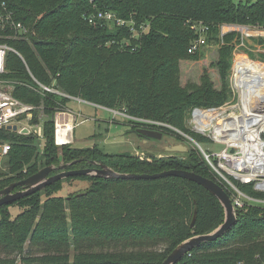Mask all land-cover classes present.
Here are the masks:
<instances>
[{"label": "trees", "instance_id": "trees-1", "mask_svg": "<svg viewBox=\"0 0 264 264\" xmlns=\"http://www.w3.org/2000/svg\"><path fill=\"white\" fill-rule=\"evenodd\" d=\"M3 3L29 33L27 40H7L24 62L9 52L2 79L13 85L14 98L33 107L30 124H41L44 143L41 147L43 139L33 132L0 129V143L10 145L2 159L0 191L46 166L80 160L67 170L91 168V161L121 174L183 170L214 181L231 197L230 188L220 182L196 147L183 159L164 160L107 154L98 146H59L55 117L75 98L135 119L165 123L198 143L207 140L187 127L189 114L232 99L230 73L241 41L232 28H264V0H0ZM98 11L148 28L138 38L126 26L89 25L86 16ZM200 25L209 27L207 44L190 54L197 38L192 27ZM210 46L216 47L217 58L210 67L218 75L219 87L207 68L198 73V82L182 84L183 63L201 62ZM32 77L63 95L44 90ZM126 120L134 124L132 129L147 126ZM160 131L178 142L186 140L173 130ZM74 181L90 185L62 196L65 185ZM236 185L245 194L264 199L253 184ZM13 206L20 210L16 217L10 211ZM237 216L230 231L200 244L178 264H264V207L245 206L237 209ZM224 218L218 200L185 179L69 177L0 207V264H163L179 244L214 232Z\"/></svg>", "mask_w": 264, "mask_h": 264}, {"label": "built area", "instance_id": "built-area-1", "mask_svg": "<svg viewBox=\"0 0 264 264\" xmlns=\"http://www.w3.org/2000/svg\"><path fill=\"white\" fill-rule=\"evenodd\" d=\"M87 23L93 26L103 27H129L130 31L136 36L140 37L144 34L148 26L141 24L139 28L136 27L132 21H126L118 18L111 12L98 11L96 13L86 16ZM197 34V38L191 43L188 52L195 54L201 48L206 46V35L209 32V27L200 25L199 27L193 26ZM232 30H236L241 35V41L236 45L234 50V57L232 61L231 73H230V86L232 89V99L224 105L217 108L209 109H193L189 114V118L193 123L194 132L202 134L207 139H211L217 144L224 145L218 153H209L200 146L198 142L192 139L189 135L175 129L165 123L135 119L124 112L111 111L117 117H123L146 124V128H154L160 130V128H167L175 131L183 136L187 141L193 142L197 149L202 154L206 163L210 166L213 173L217 176L220 182L224 183L231 191L232 204L237 209H242L245 206H262L264 207V199H258L249 196L242 192L236 182L240 184H253V189L257 192L264 193V121L261 124H250L242 113L241 109L244 107L241 97V91L238 87L236 59L239 57L237 52L247 49L251 52L255 51L250 49L247 41L251 39L264 40V28L260 27H235ZM29 33V29L22 22L15 19L14 13L9 10L3 3L0 5V129L7 128L8 126L16 125L18 132L28 130L29 133L33 132L39 138H43L42 126L31 125L32 110L33 107L25 105L18 101L12 95L13 85L2 79L6 74V59L9 52L15 53L21 60L24 59L20 53L12 48L7 42L10 39H26ZM246 38V39H245ZM248 39V40H247ZM259 45L261 44L258 42ZM260 47V46H259ZM243 56L245 62L251 64L264 65L257 59ZM241 57V56H240ZM34 82L48 92L63 95L60 91L54 88H49L41 85L34 77ZM69 97V96H66ZM71 98V97H69ZM75 99V98H71ZM78 100V99H75ZM81 101V100H79ZM105 109V108H104ZM215 113L216 117L209 123V127L205 128L202 125L204 118H208ZM262 116L264 120V109L261 112H257ZM72 115L64 112L56 114L55 117V143L62 146L72 142L68 139L64 144L59 143L58 128L59 125L64 124L68 117ZM200 116V117H199ZM202 117V118H201ZM74 128V124H73ZM73 131V130H72ZM255 131L257 136L253 134ZM64 138H67V134H62ZM10 145L8 143H0V160L8 155ZM143 159V157H141Z\"/></svg>", "mask_w": 264, "mask_h": 264}, {"label": "rangeland", "instance_id": "rangeland-1", "mask_svg": "<svg viewBox=\"0 0 264 264\" xmlns=\"http://www.w3.org/2000/svg\"><path fill=\"white\" fill-rule=\"evenodd\" d=\"M235 3L245 2L246 0H233ZM255 1V0H254ZM246 39V38H245ZM248 40V39H247ZM256 39L247 41L250 49L255 51L251 52L247 49L237 52L238 56L247 59L250 55L254 56L261 62H264V42L259 45ZM261 47V49L259 48ZM217 58L216 47L210 46L205 50V57L199 63H183L181 82L185 84L188 81L198 82L200 74L207 68L211 72V77L214 80L217 87H219L218 75L214 69H211L210 65ZM197 79V80H196ZM69 109L64 113L72 115L74 128L72 133V147L74 148H93L98 146L107 154H131L136 157H148L157 156L158 158L166 155H183V154H171L166 152L167 147H171L170 141L174 137H167L170 140L162 139L158 143H153L155 146L144 144L140 138L134 133H131V129L134 124L128 123L123 117H117L111 111L98 108L92 104L85 103L79 100L71 99L69 103ZM45 118L41 114V121ZM186 125L191 131H194L193 123L190 118L187 119ZM41 140L43 138H40ZM173 144H177V140L172 141ZM44 139L41 141V147L43 146ZM185 146L190 150L196 145L191 141H183ZM203 150L209 153H218L224 149V145L217 144L211 139H207L199 143ZM197 148V147H196ZM3 159V158H2ZM0 160V170H5L4 160ZM57 173V172H56ZM89 182L74 181L71 184H66L64 190L61 192L62 196H67L70 193H80L85 191L89 187ZM12 217H16L20 213L19 208L13 206L10 208Z\"/></svg>", "mask_w": 264, "mask_h": 264}, {"label": "water", "instance_id": "water-1", "mask_svg": "<svg viewBox=\"0 0 264 264\" xmlns=\"http://www.w3.org/2000/svg\"><path fill=\"white\" fill-rule=\"evenodd\" d=\"M7 130L17 132L18 127L8 126ZM22 134H29V131L23 130ZM137 134L140 137H145L146 139H154L161 141L163 134L161 132L147 130L144 128L137 129ZM175 139V138H174ZM172 139V141L174 140ZM176 140V139H175ZM170 141L171 147L166 148V152H170L171 154H185L189 150L185 146L183 142H177V144H173ZM72 143V142H71ZM177 157L178 159H183L184 157L181 155H172ZM171 157V155L161 156L162 159H167ZM78 161H74L68 164H60L59 166L50 165L42 168L37 173L31 175L30 177L13 183L7 188L0 191V207L3 205H9L13 202H16L22 198L31 196L37 192L43 191L48 186L53 185L54 183L64 180L69 177H94L101 179H125V180H158L167 177H177L181 179H185L191 182H194L200 186H202L205 190H207L211 195H213L224 210V222L221 226H219L214 232L205 235H199L192 237L190 239L185 240L181 244H179L171 254L165 259L163 264H178L188 253H190L193 249L198 247L202 243L211 242L219 239L228 231H230L238 222L237 211L235 210L231 197L226 192V190L215 183L214 181L204 178L195 173L183 171V170H169L164 171L158 174H121L107 165L91 161L90 163L94 165L93 168L80 169V170H67L68 167H71L78 163ZM57 172V173H55ZM16 188H20L21 190L14 192ZM195 218L191 226H194Z\"/></svg>", "mask_w": 264, "mask_h": 264}, {"label": "bare ground", "instance_id": "bare-ground-1", "mask_svg": "<svg viewBox=\"0 0 264 264\" xmlns=\"http://www.w3.org/2000/svg\"><path fill=\"white\" fill-rule=\"evenodd\" d=\"M236 69L238 87L241 91L244 105L241 111L250 124H261L264 120L257 112H261L264 109V65L251 64L245 62L242 57H238L236 59ZM214 117H216V114L206 119L204 118L201 126L208 128ZM73 124V117L70 116L64 124L59 125V143L64 144L68 139L71 141ZM252 132L257 136L255 131ZM62 134H67L68 137L64 138Z\"/></svg>", "mask_w": 264, "mask_h": 264}, {"label": "flooded vegetation", "instance_id": "flooded-vegetation-1", "mask_svg": "<svg viewBox=\"0 0 264 264\" xmlns=\"http://www.w3.org/2000/svg\"><path fill=\"white\" fill-rule=\"evenodd\" d=\"M141 128H144V129H147V130H153V131H157V132H161L160 130H156V129H154V128H146V127H137L136 129H131V133H134L138 138H140L141 140H142V142H144L145 144H148V145H152V146H155L153 143H158L159 141L158 140H154V139H146L145 137H140L138 134H137V129H141ZM163 134V133H162ZM167 137H170V136H168V135H166V134H163V137H162V139H167V140H170L169 138H167ZM161 139V140H162ZM93 167H95L94 165H93ZM93 167H91V168H93Z\"/></svg>", "mask_w": 264, "mask_h": 264}, {"label": "crops", "instance_id": "crops-1", "mask_svg": "<svg viewBox=\"0 0 264 264\" xmlns=\"http://www.w3.org/2000/svg\"><path fill=\"white\" fill-rule=\"evenodd\" d=\"M255 41H257V42H260V40H255ZM261 44H262V42H260ZM260 49H261V47H259ZM144 143V142H143ZM145 144V143H144Z\"/></svg>", "mask_w": 264, "mask_h": 264}]
</instances>
